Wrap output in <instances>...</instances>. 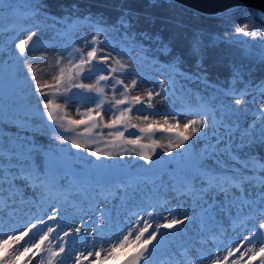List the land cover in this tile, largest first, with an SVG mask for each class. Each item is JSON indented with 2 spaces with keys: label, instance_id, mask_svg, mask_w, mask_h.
Segmentation results:
<instances>
[{
  "label": "snow or ice",
  "instance_id": "1",
  "mask_svg": "<svg viewBox=\"0 0 264 264\" xmlns=\"http://www.w3.org/2000/svg\"><path fill=\"white\" fill-rule=\"evenodd\" d=\"M237 14L250 23L237 20ZM5 18L9 19V26L0 23V34L14 31L28 21H34L32 27L39 30L40 24L36 21L47 19L45 5L42 0H24L22 6L16 0H0V21ZM215 18L229 26L238 23L239 26L228 33L233 39L242 35L259 38L264 43V27H255L257 21L264 25V9L231 5L216 13ZM60 23L59 18L54 21V24ZM62 23L63 28L57 35L67 38L70 48L61 45V50L72 59L65 66L64 56L56 54L54 64L50 63L49 67L58 70L50 82L39 78L36 63L48 60L47 53L29 56L33 48L39 47L33 43L37 30L29 29L28 34L15 43V53L10 48L6 51L5 45L0 43V53L8 56L7 59L0 57V68L13 85L0 98V264H102V260H115L121 252L125 255L118 264H150L154 250L162 244L159 239L164 234L162 229L171 231L196 219L201 226L199 247L192 244L195 252L191 256L185 252L182 264H264V220L258 227L255 224L249 227L253 217L245 213L246 208L258 207L259 215L264 216V157L255 151L258 146L264 147V104L258 108V126L255 122L243 124L238 106L245 103L247 93L231 88L225 92V96L232 97L230 103L198 96L192 108L189 101L188 110L197 114L184 122L182 128L176 116L172 117L176 121L173 124L168 122V115H163L164 124H159L152 119L159 114L156 98L164 102L181 90L184 82L192 80L191 74L180 68L182 58L176 55L162 69L168 79L167 82L160 79L158 89L149 88L143 95H131L142 76L136 65L148 59L145 55L148 45L144 41L159 42L157 51L165 56L171 54V48L160 37L147 32L135 33L127 12L119 18L118 26H109L103 17L94 18L91 14L69 16ZM83 26L94 31L90 39L83 38L78 46L72 37ZM110 32L120 33L127 42V47L115 56L103 47L109 42ZM203 47V41L197 36L192 44L193 54L202 57ZM133 50L137 51L136 56L131 55ZM123 55L128 57L127 61L121 58ZM261 59H264V50ZM197 68L198 72L202 68L200 60ZM92 74L96 76L93 83H84ZM129 74L133 75L126 83ZM201 75L202 72L196 79ZM241 78V70L235 69L233 84ZM109 87L112 96L106 100L105 89ZM53 97L63 98L64 105L54 103ZM32 100L34 104L30 103ZM72 101L92 106L84 111L78 106L80 118L71 119L65 108ZM137 106L147 112L136 117L143 122V127L132 123V113L138 110ZM105 111L112 113L107 121ZM5 124L14 125L24 135L6 133ZM80 127H83L81 137L93 129L107 128L110 139L104 140L102 131L95 133L99 140L78 139L66 134ZM129 129H136L139 134L125 135ZM157 132L169 133L175 139L166 146L160 145L152 139ZM37 136L48 137L50 142L41 143ZM143 136L151 143H142ZM65 144H70L77 154L92 148L87 156L93 159L83 163L79 158L73 159V154L60 147ZM157 149L163 153L159 159ZM126 155L142 160L144 170H115L110 162L123 161ZM148 185L157 194L171 193L190 200L198 209V216L184 215L178 219L169 214L163 223H156L153 210L135 205L138 210L131 212L135 223L127 222L115 235H109L111 221L100 215L93 222L92 231L87 233L91 244H85L83 251L76 250L75 242L69 238L79 237L85 222L82 220L80 225L63 230L64 221L58 207H51L50 215L41 212L28 215L27 219L22 217L17 226L5 230V215L11 218L25 207H41L57 197L66 200L73 190L81 193L99 190L111 195L115 188L127 192ZM25 189H30L36 199L27 198ZM232 209L236 210L234 217L229 216L233 226L241 232L247 231L248 235L238 244L221 245L218 236L222 235L223 228L217 217ZM107 239L113 240L108 249L97 247Z\"/></svg>",
  "mask_w": 264,
  "mask_h": 264
},
{
  "label": "rangeland",
  "instance_id": "2",
  "mask_svg": "<svg viewBox=\"0 0 264 264\" xmlns=\"http://www.w3.org/2000/svg\"><path fill=\"white\" fill-rule=\"evenodd\" d=\"M0 23H2L5 27H8L3 21H0ZM29 29L37 30L31 27L27 29H21L17 34H14V31H8L0 34V43L5 45L6 51L10 48L12 53H15V43L19 39H23L28 34ZM93 31V28L83 26L81 27L80 31L74 37H72V39H75L79 46V44L82 43L83 38H91ZM54 32V28H45V26H40L39 30H37V35L33 39L37 40L39 37H42L46 42L48 40H54ZM7 35H12V39L6 43L5 38L7 37ZM56 40L57 42L54 41L52 43H48L47 45H41L38 48L35 47L29 53L30 57L39 56L41 52L47 53L48 60L36 62L37 68L40 70L39 78L42 81L50 82L51 77L57 73L58 69L55 67H49V64H54L55 57L58 52L64 56L63 63L65 66L68 64L69 60L72 59V57L67 55L66 51L61 50V45L70 48V44L67 43V38L56 37ZM108 41V44L103 45V47L113 56L121 53L123 49L127 47L124 46L121 42L113 41L110 38H108ZM131 55L136 56L137 51L133 50L131 52ZM0 57H3L4 59L8 58L5 53H0ZM121 58L125 61H127L128 59L126 55L121 56ZM136 67L143 75L141 76L136 88L131 91V95H143L149 88L158 89L160 79H165V81L167 82L168 77L165 73L162 74L154 69L150 70L149 68L144 67L142 62H138ZM132 75L133 74H129L127 76V78L125 79L126 83L132 78ZM95 78V74H92L89 77H86L83 82L90 84L93 83ZM11 87H13V85L6 78L4 70L0 68V98H2ZM171 88L172 86L169 85L168 89ZM105 93L106 100H110L112 96L111 88H106ZM117 98H120L118 93ZM244 100H251L255 105V108L258 110L259 106L261 104H264V92H262L261 84L255 85L253 92L247 93L244 97ZM189 101L191 102V107L195 108L196 98L189 92L188 89H185L184 86L181 90L176 91L174 95H170L169 97H167L164 102H160L159 98H156V112L159 114L153 115L152 119L156 120L159 124H164L163 115H168V122L174 124L176 121L173 120L172 117L176 116L180 121V125L182 128L184 122H186L188 119H192L197 114L193 111L188 110ZM230 101L231 98L223 100L224 103H230ZM28 102L29 101L27 100V98H25V103ZM53 102L64 105V100L61 97H53ZM30 103L34 104L35 101L32 100L30 101ZM78 106L80 111H84L86 107H91L92 104L88 103L85 105H78V101H72L70 106H67L65 108V111L69 118H80L77 114ZM233 107L237 106L233 105ZM238 107L240 112L243 114L242 123L247 124L250 123V121H255L256 115L253 116L250 112H246L245 104L243 107ZM137 108L138 110L132 113V123L137 124L139 127H143V122L138 120L136 117L145 115L147 114V112L140 106H137ZM61 115H63V113H61ZM103 115L105 116V121H107L111 118L112 113L110 111H105ZM166 126L167 125H165V127ZM3 127L5 132L11 135H16L19 133V130L14 125L5 124L3 125ZM98 131H102L104 133V140L110 139V137L108 136V132L110 130L107 128L93 129L91 133H87L82 137L79 136V133L83 132V127L77 128L75 131H72V134L71 132L66 134L69 136H76L78 139L91 138L93 140H99L101 138L95 135V133ZM129 133L139 134L136 129H129L128 132L125 133V135H128ZM19 134L24 135V133ZM36 139L44 144H48L50 142L49 138L44 136H37ZM152 139H154L158 144L166 146L170 142V140L175 139V137L169 133L157 132L153 135ZM142 143L149 144L151 143V140L147 136H143ZM60 147L73 154V159L79 158L82 163L93 159L87 156V151L93 150L92 148H89L85 152L77 154L76 150L71 149L70 144L61 145ZM162 155L163 153L161 152V150L157 149L156 158L159 159L160 157H162ZM134 160L135 158L128 157L126 155L123 161L114 160L110 163L115 166V170L128 172L126 167ZM235 166L239 167V165ZM111 179L115 180V177H112ZM25 193L27 198L36 199L31 194L30 189H25ZM135 205H139L141 208L153 210L156 223H163L164 217L168 216L169 214L174 215L178 219L182 218L184 215L198 216V209H195V206L191 203L190 200L183 197L174 196L171 193L166 194L164 192H160L159 194H157L151 189V185L141 186L137 191L128 190L127 192H125L124 189L115 188L113 190V194L111 195L106 192L102 193L99 190L89 191L87 193H81L79 191L73 190L67 196L66 200L63 197H57L54 201H49L47 204H44L41 207H37L35 205L31 207H25L19 215H14L11 218L5 215V230L11 227H15L20 222L22 217L24 219H27L28 215H35L41 212L50 215L51 207H58L60 209V218L64 221V223L62 224L63 230H67L68 226L75 227L77 225H80L82 220L85 222L86 226L84 229H82L83 232H81L80 236L76 237L75 235H73L69 238L70 241L75 242L73 244V247L76 250L83 251L85 250V244H91V238L87 236V233L92 231L93 222L96 221L98 216L104 215L111 221V224L108 228V234L115 235L117 232H119L122 225L126 224L127 222L135 223V220L131 216V212L138 210ZM245 213L250 214L253 217V219L249 221V227H251L253 224L258 227L259 223L264 220V216L259 215L258 207L252 210L246 208ZM230 215L234 217L236 215V210L232 209L230 213H222L217 217L223 228L222 235L218 236V242L221 243V245L228 244L229 242L238 244L239 240L242 239L244 235H248L247 231L241 232L238 228H235L233 226L232 221L229 219ZM20 230H22V228ZM173 230H175L174 232L176 236H174L173 239H171L172 236L170 238L169 231L163 229L161 230L164 233L163 235H161L164 239L162 240V244L154 250V254L150 264H182L185 252H187L189 256H191L195 252V248L191 247V245L195 244L196 247H199V239L201 238V226L199 219L187 222L184 225ZM124 231H127L126 227L124 228ZM112 243L113 240L107 239L102 246L97 245V247L108 249ZM209 243L213 248H215V245H212L211 242ZM221 254H223V250L221 251ZM124 255V252H121L115 260L111 258H109L108 260H102V264H118V261H120L124 257Z\"/></svg>",
  "mask_w": 264,
  "mask_h": 264
},
{
  "label": "trees",
  "instance_id": "3",
  "mask_svg": "<svg viewBox=\"0 0 264 264\" xmlns=\"http://www.w3.org/2000/svg\"><path fill=\"white\" fill-rule=\"evenodd\" d=\"M23 2L24 0L16 1L21 6ZM42 2L45 5L47 19L40 18L36 22L45 28H54V40L46 42L44 38L39 37L40 39H33V43L36 45L41 46L54 41L57 42L56 37L61 38L57 32L62 30V22L69 16L84 17L91 14L94 18L103 17L109 26H118L119 18L127 12L129 19L134 23L135 33L147 32L153 37H160L162 42L172 50L170 55L165 56L157 51L160 46L159 42L144 41L148 45V51L145 53L148 59L142 62L144 67L157 70L163 74L162 69L171 62L173 57L179 55L182 58L181 70L192 76V80L184 82L183 86L195 98L198 96L215 97L217 101H223L232 99V97L225 96V92L231 88L252 93L255 85H264V59H261L264 43L259 38H245L242 35L233 39L228 33L239 25L238 23H233L231 26L222 24L215 18V14L221 11L207 14L186 7V5L174 0H42ZM242 6L252 10L257 9ZM57 18L61 20L60 24H54ZM236 19L250 23V21L242 19L239 14H237ZM3 22L9 26L8 18H5ZM33 23L34 21L24 23L14 30V34H17L21 29L31 28ZM255 27H264V25L257 21ZM11 36L7 35L6 43L12 39ZM197 36L204 44L202 57H198L192 52V44ZM108 38L127 46V42L120 33L110 32ZM137 39L139 40L140 37L137 36ZM198 60L202 64L199 72ZM237 68L241 70L242 78L233 84V74ZM200 72L203 75L197 80L196 76ZM180 80H183V77ZM244 104L246 105V112H250L253 116L256 115L255 118L259 116V112L251 100L245 101ZM244 104L240 106L243 107ZM253 122L257 126L259 125L258 119ZM255 151L264 157V147L258 146Z\"/></svg>",
  "mask_w": 264,
  "mask_h": 264
},
{
  "label": "water",
  "instance_id": "4",
  "mask_svg": "<svg viewBox=\"0 0 264 264\" xmlns=\"http://www.w3.org/2000/svg\"><path fill=\"white\" fill-rule=\"evenodd\" d=\"M174 1L186 5V7H191L196 11L205 12L207 14L222 11L231 5H245L247 7L250 6L257 9H264V0H174ZM144 168H145L144 162L139 158H135V160L129 163L126 167L127 171H131V172H142ZM159 239L162 242L164 238L160 236ZM123 259L124 257L120 261H123Z\"/></svg>",
  "mask_w": 264,
  "mask_h": 264
},
{
  "label": "bare ground",
  "instance_id": "5",
  "mask_svg": "<svg viewBox=\"0 0 264 264\" xmlns=\"http://www.w3.org/2000/svg\"><path fill=\"white\" fill-rule=\"evenodd\" d=\"M111 213V212H110ZM113 214V213H112ZM17 226V225H16ZM177 229V228H176ZM23 230V229H22ZM175 230H171V231H169V233H170V238H171V236H172V238L171 239H173V237L175 236V232H174ZM83 232V231H82ZM179 233V232H178ZM176 237V236H175ZM80 239H81V237H80ZM172 241V240H171ZM195 241H197V240H195ZM83 248V247H82ZM85 248V247H84ZM151 263V262H150Z\"/></svg>",
  "mask_w": 264,
  "mask_h": 264
}]
</instances>
